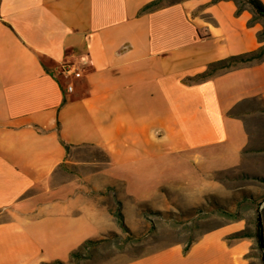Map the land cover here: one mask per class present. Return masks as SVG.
<instances>
[{
    "label": "crops",
    "instance_id": "obj_1",
    "mask_svg": "<svg viewBox=\"0 0 264 264\" xmlns=\"http://www.w3.org/2000/svg\"><path fill=\"white\" fill-rule=\"evenodd\" d=\"M150 1L0 0V264L63 261L116 231L106 186L132 197L146 178L149 190L225 196L217 175H264V56L187 79L264 44L248 14L234 0L142 11ZM79 60L66 94L54 73ZM86 148L105 159L84 158ZM168 164L182 170L181 185L167 179ZM119 171L128 178L113 177ZM261 191L242 187V209H256L242 212V232L251 227L242 243L226 244L224 224L189 250L127 264H235L241 255L246 264L257 216L264 237ZM197 249L200 260H188Z\"/></svg>",
    "mask_w": 264,
    "mask_h": 264
},
{
    "label": "rangeland",
    "instance_id": "obj_2",
    "mask_svg": "<svg viewBox=\"0 0 264 264\" xmlns=\"http://www.w3.org/2000/svg\"><path fill=\"white\" fill-rule=\"evenodd\" d=\"M176 1L179 0H161L159 4L166 5ZM260 1L264 5V0ZM234 3L236 7H240L248 14V26L256 27V38L264 43V17L255 13L244 0H234ZM224 69L226 68H217L211 73ZM84 153L85 155L82 156L87 159H105L104 154L96 148H86ZM181 171L178 167L168 164L167 179H174V184L181 185V181L176 179L177 173ZM117 176L128 178L125 171H119L113 177ZM187 178L189 179V176ZM215 179L221 182L220 186L226 188L225 196L184 194L179 188L149 190L150 184L146 183L148 181L146 178L138 180L140 186L137 190L140 193L135 196L130 193L132 197L128 196L127 191L121 186L116 188L106 186L102 192L103 200L110 206L114 216L117 212L122 214L124 225L129 233L119 225L116 231H108L103 236L91 239L97 242L88 243L82 247L80 257L71 262H68L67 258L63 260V263L127 264L153 253L158 255L169 247L181 249L187 247L189 250L208 232L222 228L224 224H229L227 227L232 230L224 237L226 244L242 243V233L248 234L246 231L251 230L248 226L246 231L242 232V220H240L242 212L249 215L252 212L256 213V209L251 210L253 209L251 204L249 209H242V187L260 191L263 189L260 192L262 194H255L254 203L261 200L260 198H264V175H250L233 170L217 175ZM200 250L197 249L188 260L199 261ZM262 256H264V250L261 251L255 242L248 251L246 264H262ZM239 258L238 263L235 264H242V255ZM44 263L52 264L51 261ZM174 263L181 264V260H176Z\"/></svg>",
    "mask_w": 264,
    "mask_h": 264
},
{
    "label": "trees",
    "instance_id": "obj_3",
    "mask_svg": "<svg viewBox=\"0 0 264 264\" xmlns=\"http://www.w3.org/2000/svg\"><path fill=\"white\" fill-rule=\"evenodd\" d=\"M160 1L161 0L150 1L149 3L145 4L141 8V10L143 11V10L155 7L160 3ZM214 1H217V0H214ZM244 1L247 2L252 7V9L254 10L255 13L264 17V5L262 4V2L260 0H244ZM240 11H241V8L236 7V13H239ZM263 56H264V45L261 47H258L255 50L247 51V52H244V53L239 54V55H231V56H228L224 59L212 62L209 64V66L206 70H204L203 72L198 73L192 77H188L187 79L190 81L200 80V79H202L208 75H211L212 74L211 72L217 68L228 69V68L235 66L238 63H245V62L251 61L253 59H260ZM62 144L64 145V147L66 149L68 148V146L63 141H62ZM115 215H116V218L118 219L119 225L127 233H129L126 226L124 225L122 214L120 212H117ZM244 235H246V234L242 233V236H244ZM255 237H256V242H257L258 248L261 251H263L264 250L263 227L261 225V221H260V218L258 216H257L256 222H255ZM94 242H97V241L88 239V240L84 241L76 250L71 251L70 255L68 257V262H71L72 260L76 259L77 257H80L81 248L85 247L88 243H94ZM186 250H187V247H185L183 249V251H186ZM261 259H262V264H264V256H262ZM51 263L52 264H64L63 261H61V260H53V261H51ZM43 264H47V263H43Z\"/></svg>",
    "mask_w": 264,
    "mask_h": 264
},
{
    "label": "built area",
    "instance_id": "obj_4",
    "mask_svg": "<svg viewBox=\"0 0 264 264\" xmlns=\"http://www.w3.org/2000/svg\"><path fill=\"white\" fill-rule=\"evenodd\" d=\"M85 65V61H70L62 62L57 71L54 73L56 76H61L64 79L63 91L66 94H70L74 91V80L81 77L82 69Z\"/></svg>",
    "mask_w": 264,
    "mask_h": 264
}]
</instances>
